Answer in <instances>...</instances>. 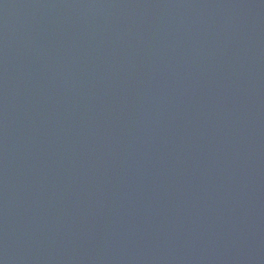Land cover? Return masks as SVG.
<instances>
[{
	"label": "water",
	"instance_id": "95a60500",
	"mask_svg": "<svg viewBox=\"0 0 264 264\" xmlns=\"http://www.w3.org/2000/svg\"><path fill=\"white\" fill-rule=\"evenodd\" d=\"M0 264H264V0H0Z\"/></svg>",
	"mask_w": 264,
	"mask_h": 264
}]
</instances>
